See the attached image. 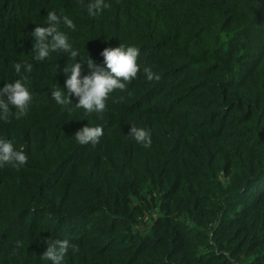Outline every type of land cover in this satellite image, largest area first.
<instances>
[{
	"label": "trees",
	"instance_id": "obj_1",
	"mask_svg": "<svg viewBox=\"0 0 264 264\" xmlns=\"http://www.w3.org/2000/svg\"><path fill=\"white\" fill-rule=\"evenodd\" d=\"M89 2L0 0V89L26 75L32 93L25 116L0 119L28 157L0 166V264H52L49 238L78 247L63 264H264V0H104L94 16ZM49 11L74 22L60 30L77 58L34 59ZM118 45L139 49L140 71L102 113L51 98H67L76 59L83 78ZM87 125L103 128L95 146L75 139Z\"/></svg>",
	"mask_w": 264,
	"mask_h": 264
},
{
	"label": "clouds",
	"instance_id": "obj_2",
	"mask_svg": "<svg viewBox=\"0 0 264 264\" xmlns=\"http://www.w3.org/2000/svg\"><path fill=\"white\" fill-rule=\"evenodd\" d=\"M83 3V0H80ZM110 7L104 0H90L86 8L90 16L98 14L102 9ZM63 24L69 29L75 30V24L68 16H58L52 11L47 12V26H36L31 35L35 39L33 49L35 51L34 59L43 61L51 52H66L73 58H77L79 53L72 49L68 36L60 30V25ZM105 67L96 65L91 59L87 68L90 70L89 75L81 78V69L84 64L77 61L70 68H65L64 71L71 72V75L64 82V87L67 89V98L64 92L53 90L51 98L57 104L67 105L72 101L69 99V94L78 98L76 103L77 108H83L88 113L103 112L106 108V101L109 94L119 89L124 91L127 84L137 76L140 71V65L137 63L139 49L135 46L118 45L116 47H106L101 53ZM17 74L24 69L25 73L32 71L33 65L30 63L14 65ZM146 79L159 80L160 76L155 74L150 67L145 66L143 69ZM6 96V99L4 97ZM32 101V93L27 87V76H22L12 83H6L0 89V119L8 120L12 114L10 106H15L16 118L19 119L27 114L29 105ZM104 131L101 126H84L75 132L76 141L81 144L91 143L95 146ZM128 136L136 143L148 148L151 146L150 130L144 127L131 125ZM28 162V157L24 152L14 149L11 141L0 139V166L4 164H13L15 166L25 165ZM23 242L17 241V247H22ZM69 248L78 251V247L72 244L69 239H51L47 240V248L41 254L43 260H49L52 264H63L64 258L68 253Z\"/></svg>",
	"mask_w": 264,
	"mask_h": 264
}]
</instances>
